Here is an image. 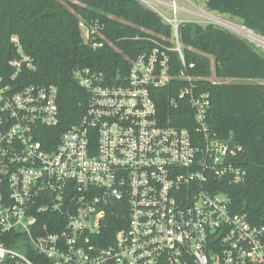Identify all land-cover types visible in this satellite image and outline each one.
<instances>
[{
    "label": "built area",
    "instance_id": "1",
    "mask_svg": "<svg viewBox=\"0 0 264 264\" xmlns=\"http://www.w3.org/2000/svg\"><path fill=\"white\" fill-rule=\"evenodd\" d=\"M166 3L170 37L136 36L152 47L124 77L74 72L86 106L58 136L57 88L25 84L35 65L10 38L15 57L0 75V264H264V227L233 212L221 188L246 176L235 163L241 146L210 130V94L183 59L179 26L198 23ZM193 16L264 51V37L240 22ZM169 52L182 64L176 76ZM163 90L176 124L157 106Z\"/></svg>",
    "mask_w": 264,
    "mask_h": 264
},
{
    "label": "trees",
    "instance_id": "2",
    "mask_svg": "<svg viewBox=\"0 0 264 264\" xmlns=\"http://www.w3.org/2000/svg\"><path fill=\"white\" fill-rule=\"evenodd\" d=\"M202 1L208 11L236 19L264 37V0ZM66 3L69 8L57 0H0V75L9 73L7 62L15 57L9 40L16 36L35 65V71L25 73V84L57 88V136L85 110L87 94L74 78L77 69L102 73L109 81L124 77L130 61L152 47L136 36L169 38L171 34L160 16L137 0ZM80 23L96 26L101 36L84 43ZM178 33L184 62L193 65L189 74L201 77V89L210 94V130L221 140L241 146L235 163L246 176L221 188L230 197L233 212L245 214L252 224L264 227V84H213L206 80L264 81V52L211 25L183 23ZM92 43L101 47L93 48ZM168 55L171 74L176 76L182 69L180 58L176 52ZM171 95L163 90L156 101L164 119L176 124L177 114L167 104Z\"/></svg>",
    "mask_w": 264,
    "mask_h": 264
},
{
    "label": "rangeland",
    "instance_id": "3",
    "mask_svg": "<svg viewBox=\"0 0 264 264\" xmlns=\"http://www.w3.org/2000/svg\"><path fill=\"white\" fill-rule=\"evenodd\" d=\"M57 1L62 3L64 6L68 7L66 0H57ZM168 1L169 0H156V2L164 4V5H167L166 2H168ZM176 2L185 12V13H179L177 15L178 18L182 21H192V22L198 23L197 25H199L201 27H205L206 21H203L202 19H199L193 15L201 16V14H203V13H210L216 17L222 18L224 20L230 21V22L235 23V24H239L238 20L231 19L227 15H221V14H217L215 12L208 11L202 0H176ZM161 4L151 3L149 8L156 11L159 16L162 15V16H160L162 23L165 26H169V23L167 22L166 19L170 18L171 14L167 10V8L162 6ZM192 24H194V23H192ZM80 32H81V38H82L83 42L86 44H90L92 39L101 36V34L99 33L98 28L96 26H80ZM256 48L259 49L258 46H256L254 49L257 50ZM260 50L263 51L261 48H260ZM215 81H216V83L220 82V83H226V84L227 83H260V84H264V81H256V80H242V81L215 80Z\"/></svg>",
    "mask_w": 264,
    "mask_h": 264
}]
</instances>
